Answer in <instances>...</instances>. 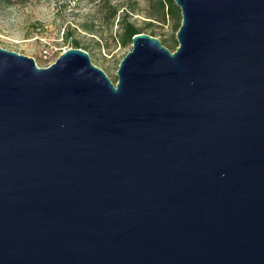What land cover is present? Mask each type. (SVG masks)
Instances as JSON below:
<instances>
[{
    "label": "water",
    "instance_id": "water-1",
    "mask_svg": "<svg viewBox=\"0 0 264 264\" xmlns=\"http://www.w3.org/2000/svg\"><path fill=\"white\" fill-rule=\"evenodd\" d=\"M172 1L115 83L0 47V264H264V0Z\"/></svg>",
    "mask_w": 264,
    "mask_h": 264
},
{
    "label": "rangeland",
    "instance_id": "rangeland-1",
    "mask_svg": "<svg viewBox=\"0 0 264 264\" xmlns=\"http://www.w3.org/2000/svg\"><path fill=\"white\" fill-rule=\"evenodd\" d=\"M155 0H0V47L34 59L37 67L52 64L63 51L72 48L70 39L87 46L91 62L102 69L115 83L118 65L131 45L122 47L117 20L111 24L105 19L109 7L127 12L128 20L136 27L153 21ZM126 10V11H125ZM180 15V12H179ZM104 19V20H103ZM181 19V16H180ZM156 38L173 44V20L165 25L155 22ZM93 25V32L85 26ZM148 34V31H145ZM69 33V41L64 34ZM48 51L44 57L43 51ZM172 52V51H171Z\"/></svg>",
    "mask_w": 264,
    "mask_h": 264
},
{
    "label": "trees",
    "instance_id": "trees-1",
    "mask_svg": "<svg viewBox=\"0 0 264 264\" xmlns=\"http://www.w3.org/2000/svg\"><path fill=\"white\" fill-rule=\"evenodd\" d=\"M6 3H11L13 0H3ZM96 1V0H92ZM98 2L101 0H97ZM152 5L154 13L150 14L147 18L161 23L163 25L166 24L167 18H170L174 21V23L171 26V31L173 33H176L180 24L181 19L179 15V9L175 6L172 0H155V2ZM126 11V10H125ZM107 21H109L111 24H113L116 20V24L119 26V40L120 45L122 47H127L128 45H131V39L134 35L138 33H147L145 31H148V35L156 37V31L154 29L155 23L153 21H149L147 23H144V26L142 27H136L134 23L130 22L128 20L127 12L121 11L119 13V9L116 7H109V12L107 16L105 17ZM104 20V19H103ZM87 32L91 33L93 32V25L85 26L84 27ZM64 34V33H63ZM71 38V35L69 33L64 34V39L66 41H69ZM159 40V39H158ZM160 43L166 47L170 51H174L177 47V42L173 39V44L168 43L165 39L159 40ZM70 45L72 48H79L86 52H88V47L81 45V43L77 40L70 39Z\"/></svg>",
    "mask_w": 264,
    "mask_h": 264
},
{
    "label": "built area",
    "instance_id": "built-area-1",
    "mask_svg": "<svg viewBox=\"0 0 264 264\" xmlns=\"http://www.w3.org/2000/svg\"><path fill=\"white\" fill-rule=\"evenodd\" d=\"M43 54H44V57H46V55H48V51L44 50Z\"/></svg>",
    "mask_w": 264,
    "mask_h": 264
}]
</instances>
